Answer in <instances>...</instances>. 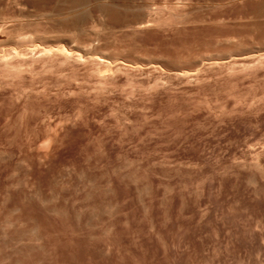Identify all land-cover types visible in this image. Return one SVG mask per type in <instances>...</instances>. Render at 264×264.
Wrapping results in <instances>:
<instances>
[{
	"label": "rangeland",
	"instance_id": "1",
	"mask_svg": "<svg viewBox=\"0 0 264 264\" xmlns=\"http://www.w3.org/2000/svg\"><path fill=\"white\" fill-rule=\"evenodd\" d=\"M16 51L0 264H264V0H0Z\"/></svg>",
	"mask_w": 264,
	"mask_h": 264
},
{
	"label": "bare ground",
	"instance_id": "2",
	"mask_svg": "<svg viewBox=\"0 0 264 264\" xmlns=\"http://www.w3.org/2000/svg\"><path fill=\"white\" fill-rule=\"evenodd\" d=\"M84 3V2H83ZM28 50V49H27ZM60 50V49H59ZM31 51H32V49H31ZM31 51L29 50V52L31 53ZM50 49H45L44 50V55L47 53V54H49L50 52ZM51 52H53L52 50H51ZM57 52H60V54L61 55H64L65 57H67V55L69 54L65 49H63L62 48V50H60V51H57ZM12 53L13 52H11V54H10V56L8 55V53H7V55H4V56H1L0 58H1V63L2 64H0V73H1V70H2V73H7V75L8 74H17V72H21V71H19V69H22V68H19V67H21V65H22V63L23 62H25L24 61V58H23V55H22V53H19L18 51H16V52H14L15 54L14 55H12ZM42 53V52H41ZM26 54V53H25ZM50 54H52V53H50ZM21 55H22V57H21ZM53 55H55V54H53ZM11 56H13V57H11ZM15 56V57H14ZM17 56H20L19 58V61H17V62H15L14 60H12V58H16ZM38 56V55H37ZM39 56H40V54H39ZM45 56H47V55H45ZM51 56V55H50ZM56 56V55H55ZM26 57H28L27 55L25 56V59H26ZM34 57H36V56H34ZM34 57H31V58H34ZM49 57V56H48ZM53 57V56H52ZM58 57V56H57ZM64 57V58H65ZM23 59V60H22ZM52 59V58H51ZM54 59V58H53ZM16 60V59H15ZM20 60H22V63H21V61ZM28 60H29V62H31L30 60L31 59H29L28 58ZM27 60V61H28ZM54 61V60H53ZM102 61V60H101ZM21 64H20V63ZM28 62V63H29ZM35 62V61H34ZM45 62V61H44ZM26 63V62H25ZM106 63V62H105ZM108 63V62H107ZM106 63V64H107ZM27 64V63H26ZM43 64V63H42ZM55 64V63H54ZM104 64V63H103ZM24 65V64H23ZM45 65V64H44ZM105 65V64H104ZM107 65H109V64H107ZM106 65V66H107ZM25 67V66H24ZM23 67V68H24ZM50 67V66H49ZM108 68H110L109 66H108ZM28 70V69H27Z\"/></svg>",
	"mask_w": 264,
	"mask_h": 264
}]
</instances>
